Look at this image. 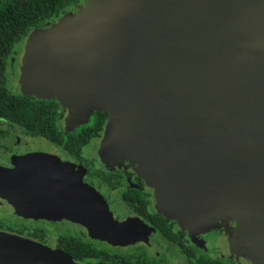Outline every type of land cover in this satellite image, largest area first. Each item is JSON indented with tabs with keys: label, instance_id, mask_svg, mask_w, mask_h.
Instances as JSON below:
<instances>
[{
	"label": "water",
	"instance_id": "water-1",
	"mask_svg": "<svg viewBox=\"0 0 264 264\" xmlns=\"http://www.w3.org/2000/svg\"><path fill=\"white\" fill-rule=\"evenodd\" d=\"M17 69L20 94L66 111L64 132L106 114L91 140L97 157L140 170L157 211L186 227L229 221L232 252L264 264V0H84L28 31ZM30 157L40 164L0 178V196L48 187L38 194L43 217L129 235V223L113 224L100 197L73 182L70 164L45 153L18 160ZM0 264L74 263L0 232Z\"/></svg>",
	"mask_w": 264,
	"mask_h": 264
},
{
	"label": "flooded vegetation",
	"instance_id": "flooded-vegetation-1",
	"mask_svg": "<svg viewBox=\"0 0 264 264\" xmlns=\"http://www.w3.org/2000/svg\"><path fill=\"white\" fill-rule=\"evenodd\" d=\"M92 114L85 124L79 125L76 129L68 132L58 129L64 135L76 132L80 126L90 124ZM105 117L106 114H104L102 125L96 132V136L102 130ZM13 126L18 127L22 133L30 137L44 139L31 136L21 127L13 124L2 128L6 130V135L0 137V142L2 138L9 136V131ZM94 137L89 138L81 146L78 157L67 154L62 149V145L50 143L46 139L44 140L60 154L52 151L45 152L56 156L60 163L70 164L72 166L70 174L77 175L78 182L75 180L73 182L91 188L100 197L110 212L113 224L129 223L128 228L125 229L129 235L125 238H109L98 234L86 221L63 217H43L42 215L46 216L49 211L42 210V202L39 201L46 200L47 197L38 194L42 191L46 192L48 187L43 186L40 190L30 188V186L29 188L22 187L23 192L29 195L36 193L37 196L30 198V196L20 194L21 200L16 201L20 205L16 207L17 212L20 209H25L26 212H31L37 220L47 223L57 222L64 226V230L56 237L54 244L45 243L52 249L50 251L55 257L66 259L74 264H249L244 256L235 255L232 252L230 237L233 226L231 222H218L213 227L203 229L181 226L176 220L157 211L154 204L150 203L152 197L148 194L149 192L146 193L143 179L135 171L128 168L123 169V163L128 161L122 160L113 164L101 163L98 167L93 168L91 166L94 163L93 160L88 159L82 151ZM23 157L11 158L10 163L14 167L5 168L13 169L16 163L19 166L22 162L18 159ZM36 160L40 159L27 158L22 163V171L24 172V166L25 170L30 167L27 163L31 161L37 163ZM103 165L108 168H104ZM43 167L52 170L57 166L52 162H45ZM4 198L14 202L8 197ZM29 200L33 204L28 203ZM29 236L37 242L43 240L40 233L38 235L32 233Z\"/></svg>",
	"mask_w": 264,
	"mask_h": 264
},
{
	"label": "trees",
	"instance_id": "trees-1",
	"mask_svg": "<svg viewBox=\"0 0 264 264\" xmlns=\"http://www.w3.org/2000/svg\"><path fill=\"white\" fill-rule=\"evenodd\" d=\"M78 3L79 0H0V119L6 121L7 126L17 125L31 136L62 145V149L74 157L80 155L81 146L89 138L97 135L105 113L92 112L90 124L64 135L56 124L60 115L56 100L11 92L6 85V68L13 45L32 27L70 12ZM5 135L6 130L0 127V137Z\"/></svg>",
	"mask_w": 264,
	"mask_h": 264
},
{
	"label": "rangeland",
	"instance_id": "rangeland-1",
	"mask_svg": "<svg viewBox=\"0 0 264 264\" xmlns=\"http://www.w3.org/2000/svg\"><path fill=\"white\" fill-rule=\"evenodd\" d=\"M83 2L84 0H79L78 4L81 5ZM69 11H75V7L70 8ZM59 16H61V14L55 16L51 21H55ZM22 40L23 38H21L13 45L12 51L7 59L6 85L7 88L13 93H18L19 91L16 79L18 72L17 68L20 63ZM57 126L58 128H61L60 123H57ZM0 127L6 128V121L0 119ZM9 133V136L6 138H2L0 142V168L14 167L13 164L10 163L11 158H18L28 154H48V152L45 151H52L56 154H60L56 149H53V146L44 139L30 137L22 133L21 130L16 126H13L10 129ZM97 141L98 140L95 138V140L91 141L87 146H85L82 151V153L88 159L93 160L94 163L93 165H91L93 168L98 167L102 163V161L97 157ZM141 163L143 162L141 161ZM103 167L108 168V166L105 165H103ZM127 168L134 171V165L131 162L123 163V169ZM139 171L140 170L135 171L136 174L141 178H144L142 176L143 173ZM150 178L153 181L155 180L156 184V176L152 177L151 175ZM158 184L162 186V180H158L157 185ZM143 186L146 190V193L149 192L148 194H150L152 197L151 187H149V185H147L145 182L143 183ZM163 194H168V190L164 189ZM150 203L154 204L152 198L150 199ZM17 206L19 207L20 205L16 201L10 202L7 201L4 196H0V232L25 239L27 241L36 243L45 249L52 250L50 249V247L46 246V244H54V240L57 236L60 235L62 230H64V226L57 222L47 223L43 220H37L36 218H34V215L31 212H26L25 209H20V211L17 212ZM32 233H36V235L40 233L43 240H41L40 242L35 241L34 238L29 236Z\"/></svg>",
	"mask_w": 264,
	"mask_h": 264
},
{
	"label": "bare ground",
	"instance_id": "bare-ground-1",
	"mask_svg": "<svg viewBox=\"0 0 264 264\" xmlns=\"http://www.w3.org/2000/svg\"><path fill=\"white\" fill-rule=\"evenodd\" d=\"M26 159H23V160H20V161L23 163L24 161H26ZM22 163L18 166V168L16 170H13V171L12 170L8 171L7 169H4V170L1 169L2 173H0V178H2L3 180H7V179H10L11 176H13L15 174L20 175L21 173H23V171H22ZM5 190L3 192L6 193V196L7 197H9V196L11 198L14 197V195H13L14 191L13 192L12 191L10 192V191H7V190L5 191Z\"/></svg>",
	"mask_w": 264,
	"mask_h": 264
},
{
	"label": "crops",
	"instance_id": "crops-1",
	"mask_svg": "<svg viewBox=\"0 0 264 264\" xmlns=\"http://www.w3.org/2000/svg\"><path fill=\"white\" fill-rule=\"evenodd\" d=\"M57 102V101H56ZM57 104H58V102H57ZM58 108H59V112H60V119H58V121H57V123L59 124L60 123V125H61V128L62 129H64V127H63V118H64V116H66V111L65 110H62V108L60 107V105L58 104ZM60 128V129H61Z\"/></svg>",
	"mask_w": 264,
	"mask_h": 264
}]
</instances>
